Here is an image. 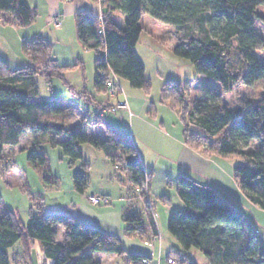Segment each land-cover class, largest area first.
Returning a JSON list of instances; mask_svg holds the SVG:
<instances>
[{
    "label": "trees",
    "instance_id": "16d2710c",
    "mask_svg": "<svg viewBox=\"0 0 264 264\" xmlns=\"http://www.w3.org/2000/svg\"><path fill=\"white\" fill-rule=\"evenodd\" d=\"M95 2V0H90ZM101 21L88 12H76V37L82 48L98 52L93 60V88L96 95H109L108 82L123 79L132 88L148 90L144 66L137 57L136 45L143 27V13L173 25L181 33L173 47L175 55L187 59L198 75L213 81L202 85L200 98L188 103L186 88L167 80L160 88L159 101L177 112L182 142L204 156L235 160L232 177L246 201L264 211V92L245 107L222 104V93H253L264 79V39L254 23L264 24V0H103ZM118 11L121 21L113 17ZM34 13L26 0H0V23L27 27ZM186 31H183V30ZM100 31V33H98ZM25 62L11 68L0 57V166L25 148L18 147L20 136L31 142L27 162L38 169L48 186H56L50 175L43 146L60 149L72 173L73 189L83 194L88 187V163L80 146L89 144L100 151L114 170L123 172L135 189H149V172L140 160L131 137L103 121L101 116L111 104H102L82 91L87 105L102 109L92 120L100 125L102 137L68 127L64 106L56 100L37 98L36 76L46 81L62 79L61 66L52 54V43L40 37L23 39L20 44ZM99 49V50H98ZM235 51V59H231ZM81 63V62H79ZM116 81V80H115ZM115 84L114 98L120 95ZM109 99L110 97L107 96ZM108 100H106L107 102ZM85 120V118H84ZM183 207L167 217V230L180 248L202 253L210 264H264V238L218 192L188 176L178 177L176 189ZM167 199V198H166ZM0 195V207L1 206ZM147 204V203H146ZM149 206V205H147ZM0 213V264H9L8 250L21 243L22 257L29 259L30 248L39 241L51 264H103L87 251L123 256L125 250L113 234L83 224L69 214L32 216L23 225L16 211L3 208ZM148 209V208H147ZM126 235L159 236L155 218L148 224L140 215L125 217ZM63 231L61 241L58 231ZM148 242V241H147ZM152 243V242H151ZM147 255L128 254L127 264H138ZM178 262L179 253L169 252Z\"/></svg>",
    "mask_w": 264,
    "mask_h": 264
},
{
    "label": "rangeland",
    "instance_id": "374dc122",
    "mask_svg": "<svg viewBox=\"0 0 264 264\" xmlns=\"http://www.w3.org/2000/svg\"><path fill=\"white\" fill-rule=\"evenodd\" d=\"M26 1L34 13L32 23L27 27L0 25V57L6 60L11 68L22 66L24 61L22 62L21 59V41L34 37L48 40L59 53L70 50L72 56L79 59L81 63L73 69H64L61 73L62 79L52 78L46 81L37 75L39 97L56 100L64 105V120L68 127L73 125V129L96 137L101 136L103 133L101 126L93 125L92 120L102 112V109H97L95 105H87L81 96L72 94L67 87L68 84L71 85L77 93L93 92V60L98 56V52L86 50L79 44L74 18L68 10L78 6L79 8L76 9H84L90 15H96L99 20L98 0L94 3L90 0ZM113 17L121 21L118 11L113 12ZM54 18H59L62 24L54 25ZM139 24L143 29L134 46V51L144 66V76L149 83L148 90L132 88L123 79L113 78L112 80L118 82L121 94L123 88L132 97V101L140 109L137 112L138 117L146 119L156 129L163 127L169 132L166 133L168 136H165L153 129L154 132L147 131L143 136L138 134L133 138L131 136L137 154L150 174L149 189L146 186L140 190L133 188L125 174L115 171L104 155L89 144L80 146L83 159L88 163V187L83 195L66 190L64 183L58 188L48 186L43 181L42 173L27 162V151L22 150L0 166L2 200L0 213L3 212V208L16 211L20 222L25 225L30 215L69 214L74 211L71 207L72 201L78 207L81 204L84 214L81 218L83 224L98 229L102 234L116 235L125 250L122 257L115 254L100 256L99 261L103 264H127L125 260L128 254L147 255L155 259L159 257L165 262L169 252L179 253L178 262L174 261V264H210V261L194 248L182 250L167 230L168 215L183 207L176 193L179 176H188L201 185L214 188L222 200L241 212L246 221L263 238L264 211L246 201L238 190L232 177L235 160L207 157L198 150L186 146L181 140V122L177 112L159 101L161 85L167 80L180 82L186 88L188 103L200 98L202 85L213 83L211 79L198 75L190 61L174 54L173 47L182 34H176V28L173 25L157 20L146 13L141 15ZM254 26L257 34L264 39V24L255 21ZM231 54V59H235V51H231ZM263 92L264 79H261L256 83L253 93L244 95L237 92L222 93L221 101L227 107H245L259 98ZM113 95L107 96L112 98ZM105 97V95H99V100L106 102ZM117 101L113 104L117 109L105 111L101 119L111 123L124 134L132 135L130 134L132 117H129L123 109H118ZM135 111L133 109V113ZM135 116L136 114L133 115V120ZM82 117L85 120H82ZM172 137L177 138L175 142L179 144L175 143ZM26 139L20 136V145L26 144ZM48 164L51 171L54 168L57 173L62 174L60 166H54V163L53 166ZM62 168L71 169L67 162L62 165ZM93 189H101L104 195L99 196L106 197L110 203L97 206L89 203L87 190ZM105 208L109 210L104 211L103 214L98 213L100 209ZM131 213L140 215L147 224L149 213H151L159 232L158 238L152 240L149 234L126 235L124 229L127 224L124 219ZM62 234L63 231L59 229L58 241L61 240ZM8 257L9 264H51V260L44 257L39 241H35L30 248L29 259L22 257L20 242H16L8 250Z\"/></svg>",
    "mask_w": 264,
    "mask_h": 264
},
{
    "label": "crops",
    "instance_id": "0c3cea01",
    "mask_svg": "<svg viewBox=\"0 0 264 264\" xmlns=\"http://www.w3.org/2000/svg\"><path fill=\"white\" fill-rule=\"evenodd\" d=\"M76 8H79V7L77 6ZM76 8H72V9H69L68 10V13L72 17H74V14L76 12H80V11L87 12L84 9H81V8L80 9H76ZM95 9H96V7H95ZM61 24H62V22H61ZM0 25H1V23H0ZM66 53H68V54H66ZM52 54H53V57L57 60V63L59 65H61V66L72 67L73 65H76V64L78 66L80 64L79 62H81L79 59H77L76 57H73L72 56L70 50L68 52H65L64 51L63 53H59L57 51V49L55 50V48L53 47V44H52ZM62 58H64V59H62ZM21 59H22V62L23 61L25 62V57L24 56L21 55ZM62 60H65V61L64 62H61ZM73 68H75V66L72 67L71 69H73ZM122 90H123L122 91V94L118 95L117 98L112 97V98H109L108 99L107 96H106L105 97V100H108L107 102H102V101L99 100V95H96L95 94L94 88H93V92H91L90 94L94 95L95 98H96V100L99 101V102H101L102 104H111L112 105V108L109 109V110H113L114 108L117 109L116 107L113 106L114 101H116V100L125 101L126 107L125 108H118V109H121V110L123 109V111L125 113H127L129 117H132V119L130 120V132H131L130 134H132V135L127 134L130 137L132 136V138H133L136 134H138L140 136H143V135L146 134L147 131H153L154 132L153 129H155L161 135L168 136L166 133H169V132L166 131L165 129H163V127L160 128V129H158V128L156 129L146 119H144L142 117H138L139 115H138L137 112H139V110H140L139 107H137L136 103L132 101V97L129 95V93H127L123 88H122ZM37 98H40L39 95H38ZM86 107L88 108V106H86ZM133 109L136 110L135 113H133ZM107 110L108 109H105L104 112L107 111ZM134 114H136V116H135V119L133 120V115ZM103 115H104V113H103ZM82 120H84L83 117H82ZM107 123H109V122H107ZM109 124H111V123H109ZM72 126H71V128H72ZM112 126L114 127V125H112ZM161 126H163V125H161ZM116 130H118V129H116ZM102 136H103V133L99 137H102ZM172 139H174V142H175V140L177 138L175 139V137H172ZM26 140H27V143L26 144L20 145V138H19V143H18V147L25 148V151H27L31 147V142L28 139H26ZM175 143H178V142H175ZM43 151L46 154L48 163H50L51 166H53V163H54V166H60V169H61V172H62V174L57 173V171L53 167H52L53 170L52 171L50 170L52 177H55L58 180V183L54 187L58 188V187H60V185H62L64 183V187L66 188V190L70 191L71 193H77L78 194V192H76L73 189V185H72V173H73L74 170H78L79 169V166H75L73 169H66V168L63 169L62 168V165L65 162H67V158L64 157L61 154L60 149L57 148V147H51L50 145L46 144V145L43 146ZM142 164H143V162H142ZM87 191L89 192L87 195H90V194L104 195L102 193L101 189H96V190L93 189V190H87ZM81 195H83V194H81ZM109 203H110V200H109ZM80 205L78 207L77 205H75L71 201V207L73 208L74 211L70 212L69 214L70 215H73V216H76L81 221V218H82V216H84V214L82 213L83 211H82V208H81ZM106 210H109V208L100 209V211L98 213L99 214H103L104 211H106ZM86 253L90 254L91 256H93L94 258H96L97 260H100V256H105V255L111 256L112 255V254H107V253H102V252H92V251H87ZM149 260H150V264H168L166 262V259H165V262H163L162 259H160L159 257L157 259L152 258V257H149ZM174 261L176 263V259H174Z\"/></svg>",
    "mask_w": 264,
    "mask_h": 264
},
{
    "label": "built area",
    "instance_id": "2783aa9c",
    "mask_svg": "<svg viewBox=\"0 0 264 264\" xmlns=\"http://www.w3.org/2000/svg\"><path fill=\"white\" fill-rule=\"evenodd\" d=\"M101 1L103 0H98V4L100 5V12H99V21H100V29H101V21L103 19V14L101 13ZM53 24L54 25H60L61 24V20L59 18H54L53 19ZM98 33H100V31H98ZM115 84H118L117 81H110L108 82V94L109 95H113L114 94V88H115ZM119 85V84H118ZM120 88V87H119ZM117 107L120 108V107H125V101H122V100H118L117 101ZM87 200L89 203H91L92 205H106L108 204V199L106 197H101L99 195H96V194H90L87 196ZM148 245H150V243L147 242ZM166 262L168 264H174V260L169 257L166 259ZM138 264H150V260L147 258V257H143L140 259L139 263Z\"/></svg>",
    "mask_w": 264,
    "mask_h": 264
}]
</instances>
